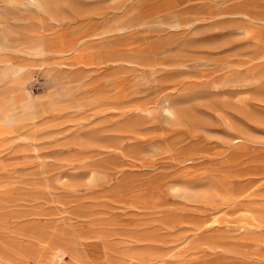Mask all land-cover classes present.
I'll list each match as a JSON object with an SVG mask.
<instances>
[{"label": "rangeland", "instance_id": "374dc122", "mask_svg": "<svg viewBox=\"0 0 264 264\" xmlns=\"http://www.w3.org/2000/svg\"><path fill=\"white\" fill-rule=\"evenodd\" d=\"M0 264H264V0H0Z\"/></svg>", "mask_w": 264, "mask_h": 264}, {"label": "bare ground", "instance_id": "6f19581e", "mask_svg": "<svg viewBox=\"0 0 264 264\" xmlns=\"http://www.w3.org/2000/svg\"><path fill=\"white\" fill-rule=\"evenodd\" d=\"M166 110H167L169 113L174 114V110H173V108H172L171 105H168V106L166 107Z\"/></svg>", "mask_w": 264, "mask_h": 264}]
</instances>
